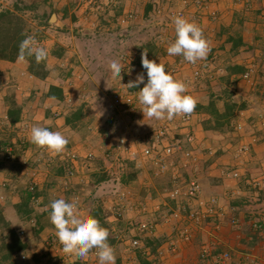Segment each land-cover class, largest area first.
I'll list each match as a JSON object with an SVG mask.
<instances>
[{
  "label": "crops",
  "instance_id": "crops-1",
  "mask_svg": "<svg viewBox=\"0 0 264 264\" xmlns=\"http://www.w3.org/2000/svg\"><path fill=\"white\" fill-rule=\"evenodd\" d=\"M220 1L219 7L210 5V8L217 11L222 20L213 21L210 16V20L200 16L198 21V26L202 28L209 44L206 58H211L212 61L207 62V66L203 64L205 67L201 69V80L194 78L197 66L185 61L182 56H169L167 53V47L175 39L173 23L164 25L172 39L169 41L163 39V43H154L157 46V53L149 56L150 60L163 63L166 72L187 85L185 94L193 96L196 104L200 103L206 94L204 80L210 77L213 81H219L226 75L224 57L231 56V62L244 66L246 71L251 66L256 69L250 81L243 78L246 71L241 75L231 77V82H238L237 87L232 88L235 93V102L246 104L245 110L236 112L234 115L233 129L224 133L207 131L202 124L205 115L195 110L190 113L192 115L190 130L195 139L193 144L188 145L187 148L193 149L194 160L187 169L181 168L180 173L186 181L192 177L198 179L202 196L205 199L216 198L218 200L222 218H220L219 231L209 233L208 231H213L214 225L213 222H209L206 226L208 230L194 231L191 242H177L176 251L170 249V244L177 241L179 229L185 227L187 222L184 219L168 221L165 217L178 208V203L168 198V190L173 186L175 173L173 168L161 174L150 162L138 163L128 154H123L121 158L124 167L114 168L112 155L116 153L120 137L137 138L163 123H170L174 134L185 131L178 129L175 120L164 118L155 121V118L143 117L142 113L140 123H137L135 122L137 117H132L137 115L124 116L122 112L131 110L135 114L136 110L139 107L143 109V106L136 101L134 109H115L112 107L113 95L106 105L110 112L109 116L104 118L95 113V108L100 106L97 99L109 86H113L112 93L114 94L124 88L123 85L128 84L123 78L132 76L137 69V72H140L136 63L139 54L134 52L129 58H125V55L121 53L118 57L123 64L121 76L114 77L111 71L107 74L106 72L101 73L98 83L96 79L99 71L81 63L76 46L69 48L56 36L51 35L53 33L51 29L59 30L60 33L63 30L60 26L64 25V21L60 18L59 26L53 25L50 19L49 25L43 27V30L47 31L45 36L34 39L35 46L45 48L48 53L47 65L51 71L46 78L41 79L33 75L27 60L22 63L0 61V207L5 219L17 232L23 230L26 233L24 238L20 237L28 245L30 251L26 264H58V255L54 246L57 235L50 221L51 209L48 205L58 197L79 199L78 211L84 215H93L95 210H102L100 224H105L109 231L108 238H113L114 242L110 245L114 252L119 248L124 249L125 252L133 251L135 255V258L128 256L132 259L128 261L123 255L116 254V264H140L139 257L149 258L153 263L160 258V255L164 264H210L200 258L202 248L206 245L215 255L226 251L232 252L236 261L231 264H244L243 254L250 250L264 256V240L252 249H248L242 242L246 238L247 226L251 225L253 219H264V200L259 198V192L254 191L248 185V181L256 180L261 183L260 190L264 189V127L262 126L264 122V0ZM110 2L105 9L106 11L116 10L114 19L119 25L128 23L126 22L129 19L128 14L132 16L131 20H137L138 15H135V11H140V0H133L135 3L130 8L131 10L121 5L118 6L117 0H110ZM59 5L60 3L55 8L58 10L64 8ZM87 7L90 8V5L87 4ZM195 8L194 0L190 1V8H187L190 13L189 18L195 13ZM142 12L143 9H141ZM189 21L192 22V20ZM221 25L229 27L230 35L233 31L242 28L244 42L250 46V50H241L239 56H235L226 38L216 35ZM118 41L120 42L119 39ZM57 46L65 51L61 58L52 55ZM203 61L206 60L203 59ZM257 61L259 64L256 63ZM198 62L201 63V61ZM209 63L216 68L215 73H211L212 68H208ZM215 74L216 77H212ZM52 86L62 90L61 99L46 96ZM14 108L19 109L20 113L15 123H12L9 113ZM78 109L82 110V117L80 120L73 121L72 113ZM67 121L70 122L67 123ZM153 122L156 124L150 126ZM240 124L243 128L239 131L237 126ZM134 125L141 127L139 130H133ZM33 126H42L51 131L61 132L69 141L67 148L73 149L79 155V162L75 165L78 176L73 180L69 191H65L61 186L65 175L62 171L64 166L61 165L63 163L61 158L53 153H42L40 147L31 143L30 131ZM243 144L251 146V153L247 157L237 159L236 151ZM6 147H11L14 152L15 159L12 163L4 160L3 150ZM32 148H36L35 158L31 157ZM88 152L95 154V159L91 163L85 160ZM104 155H110L111 162H108ZM25 158L28 159L29 167L39 168L40 171L36 187L39 196L35 197L37 202L30 201L32 214L28 217L20 215L17 211V206L23 197L27 196L26 189L30 184L28 170L21 163ZM40 159H43L41 165ZM172 161L175 162L174 166L183 164V158L179 153H176ZM128 162L133 168V180L127 182L123 180V174L128 168ZM99 169L103 170L106 177L100 181L96 180L101 172ZM233 171H239L242 174V180L230 177ZM245 179H248V183ZM111 181L118 182L116 185L119 188L118 191H113V195L108 196L104 195L105 193L99 194V191ZM87 186H91L93 191L86 190ZM118 203L128 207L124 219H118L112 211ZM253 203L259 211H254L255 206L250 205ZM143 206L147 207L145 214L139 212L140 207ZM11 208L17 218L16 223L7 215V211ZM183 214L186 213L183 212ZM233 218L239 221L238 228L231 226L229 221ZM38 220L41 225H38ZM130 221L153 224L156 227L155 232L147 235L141 234L136 230L137 227L129 225ZM121 227H124L125 231L119 230L124 229ZM37 230H39L38 235L35 234ZM136 238L141 240V247L135 251L130 248L129 241ZM148 239L159 240L162 243L155 256L151 255V248L145 246ZM95 251L96 249L91 250L85 258L80 257L81 263L99 264L98 257L91 256ZM33 255L38 258L41 256L42 259L35 262L32 259Z\"/></svg>",
  "mask_w": 264,
  "mask_h": 264
},
{
  "label": "built area",
  "instance_id": "built-area-1",
  "mask_svg": "<svg viewBox=\"0 0 264 264\" xmlns=\"http://www.w3.org/2000/svg\"><path fill=\"white\" fill-rule=\"evenodd\" d=\"M190 1L192 0H181L180 5L182 9L173 11L171 13L172 19L176 16H181L188 19L189 15L187 14L186 9L190 5ZM194 6L198 9L199 13L209 12L211 19L213 21L217 20V11L211 10L207 3H204L200 0H194ZM128 18L130 19L132 16L128 15ZM199 18V15H194L189 18V20H192V22L198 25ZM123 21L125 22L126 20ZM197 64L198 62L194 64L197 66V69L194 73V78L196 80L202 76V70ZM247 70L248 71L243 75V78L250 81L255 75L256 69L254 66H251ZM30 78H32V76H30ZM135 105V93L127 91V89H120L116 91L112 97V107L115 109H134ZM172 120H175L174 122L178 124V129H184L185 134H174L171 124L163 123L156 129H153L142 136H138L137 138L128 139L127 137H120L116 146V153L114 154V162L112 163L114 168L117 166L124 167L121 158L123 154H128L138 163L150 162L161 174L168 171L169 168H173L175 172L173 177V189L168 193V196L171 200L178 203V208L172 211L171 215H165V217L168 219V221L173 219H184L187 222L185 227L179 229L177 241H174L170 244V249L172 251H176L177 242H191L194 236V231L197 229L208 230L206 226L209 222L214 223L212 228L213 231H208L209 233L219 231L222 213H220V206L216 198L205 199L202 196L201 186L197 178L192 177L186 181L180 173L181 168L187 169L191 161L194 160L193 151L190 148H187L188 145L193 144L195 139L193 132L190 130L192 115H179L175 116ZM262 126L264 127V122ZM242 128L243 127L241 124L237 126L239 131L242 130ZM40 149L42 153H51L44 148ZM250 152V145L243 144L237 149L236 158L238 159L247 157L250 155ZM3 153L6 162H14L15 156L11 147H6L3 150ZM176 153H179L183 158V164L181 166L173 165L174 163L172 158L175 157ZM55 155H58L61 160L66 163L65 175L62 178L61 186L65 191H69L73 180L78 176L75 165L79 162V155H77L73 149L69 148H65L62 152L56 153ZM94 159L95 154L93 152H88L85 156V160L88 163L93 162ZM170 159L171 161H169ZM21 163L28 170V176L30 179L28 191L34 193L37 187L38 175L40 173L39 168L29 167L27 158L23 159ZM241 176L242 174L239 171H233L230 173V177L235 180H239ZM249 183L254 189L261 188V183L258 181H250ZM121 200H123V198H121ZM33 201L37 202V199L35 198ZM182 203H184V205H182ZM112 211L115 213L118 219H124L128 211V207L124 206L122 203H118L112 208ZM139 212L142 214L147 213V207H140ZM183 212L186 214H183ZM262 220L264 221V219ZM230 224L233 228H236L239 226V221L233 218L231 219ZM129 225L132 227H137L136 230L139 233L145 235L153 234L156 229L155 225L143 221H130ZM253 227L258 230L260 225L258 223H254ZM25 234V231H19V236L21 238H24ZM54 246L58 255V264H73L75 260L74 255L64 253L62 250V245L58 239L54 242ZM129 246L132 250H139L141 247V240L139 238L130 240ZM95 252H93L91 255L94 258L98 257L94 254ZM243 256L245 258L244 264H264V256L261 257L254 250L243 254ZM200 258L202 261L209 262L210 264H231L233 263L232 260L234 257L230 251L215 255L206 245L202 248ZM20 261H27V256H20ZM153 264H164L162 256L160 255V258L157 259Z\"/></svg>",
  "mask_w": 264,
  "mask_h": 264
},
{
  "label": "rangeland",
  "instance_id": "rangeland-1",
  "mask_svg": "<svg viewBox=\"0 0 264 264\" xmlns=\"http://www.w3.org/2000/svg\"><path fill=\"white\" fill-rule=\"evenodd\" d=\"M21 1L17 2V0H0V11L6 10V9H16L15 5L18 4L21 15L24 17V19L28 22V24L33 29V33L31 34L32 35L31 37H33L34 39L43 38L45 36V33H47V31L43 30V27L46 25V22L50 21L53 15H56L58 19L63 18L62 13H59V12H58L59 14L55 13V10H58L55 8L58 3H60L59 5L60 7L67 8L69 17L66 20L63 19L64 25L60 26V27H63L62 28L63 30L61 31V33L59 32V30H54V29H51L53 33L51 32L50 33L53 37L56 36V38L60 40L65 46L69 48H73L74 45L76 46L77 52L82 61L81 63H85L86 67L89 66L95 71H99L97 74L98 76L96 75L97 76L96 81L98 83L100 82L98 81V79L101 73L105 74L106 72L107 74V72H110L111 69L109 65H110L111 60L113 58L120 57L119 55H121V53L123 56L125 55V58L126 57L129 58L130 55L134 52L138 53L140 56V53H141L140 50H145V49H147L148 53H150V51L153 53L155 52V50H157V46L154 43L156 42L163 43L162 42L163 39H168V41L169 39H172L167 29L164 28V25L165 23H169V24L173 23L171 13L175 10L182 9L180 5L181 0H155V4H154L155 7H153L152 11L147 14V12H145V8H146V5L151 0H140V11L139 10L138 12L135 11V15L136 14L138 15L137 20L129 19L127 21L128 23L126 24L124 23L121 26L114 19L116 15V10L106 11L105 9V7L107 8L106 6L107 4L108 6L110 5L109 4L111 3L110 0H92L90 4H89L90 0H25V1L21 0ZM200 1H203V0H200ZM206 1L209 6L216 5L217 7L220 6L219 4L221 2L220 0L219 1L218 0H211V1L206 0ZM72 4H74L75 7H72ZM87 4L90 5V8L87 7ZM116 4L118 6L122 5L123 8L130 9L132 7V0H117ZM78 7L81 8V11H79L78 9L79 14L77 18H75V15H76L75 11H76V8ZM188 8H190V5ZM62 9L59 11H63ZM91 9H94V10L92 11ZM141 9H143L142 13H141ZM195 10L196 11L195 13L192 14V16L199 15L201 16V18L206 17L209 19V12L199 13L197 8H195ZM187 14L190 15L189 9H187ZM76 35H78V37H75ZM118 39L120 40V42L118 41ZM121 41L125 43L122 45ZM257 51L258 53H260L258 48H257ZM256 63L259 64L258 61ZM139 64L140 63L137 62L138 68H140ZM82 67L84 66L82 65ZM198 67H200V63ZM208 68H212L211 73H215L216 68L212 66V63H209ZM137 70L134 72L132 76L128 78H123L122 76L123 80L127 83H129V81H135L137 75L142 73L141 68L139 69L140 72H137ZM212 77H216V74ZM146 82H147V78L145 76V83ZM219 82H221V80H219L218 83ZM220 84H222V87L224 88L223 83L221 82ZM142 86H145V85L141 84L139 88ZM139 88L128 89L124 87L122 89L123 90L127 89L130 92H134L136 94V101L137 103H139L137 93L138 91L142 90V88L140 89ZM113 90H114L113 86H109L108 89L102 93V96L97 99L98 103H100V106L98 105L97 108H95V113H97V115L99 116L102 115L104 118H107L109 116L110 112H109V109L107 110L106 105H108V101L110 97L112 96ZM254 99H256V97ZM139 105H142V104L139 103ZM122 113L124 116L126 115L129 117H131V115H137V116H132L134 118L137 117L135 121L137 123H140V120H141L140 114L141 113L143 114L142 109H140V107L136 110L137 114L136 113L133 114L131 110L130 111L123 110ZM143 117H145L144 114H143ZM155 121H158V120L156 119ZM154 124L156 123L153 122L150 126H153ZM140 127L141 126L139 125H136V126L134 125L132 129L139 130ZM179 130H184V129L180 128ZM182 133L185 134V132H182ZM35 150L36 148H32V154H31L32 158L36 157V155L34 154ZM107 155L106 156L104 155V156L109 162L110 155L109 156ZM112 157L114 159V154L112 155ZM113 159L112 161H114ZM63 163H61L62 166H64ZM173 163L175 165L174 161ZM102 171L103 170H101L99 175H97L99 177H97L96 180L101 179L103 175L105 176V174ZM121 175L119 174L117 176L120 177ZM123 175H124L123 180L127 182L133 180V168L130 162H128V168ZM117 184H118L117 181L108 182L106 186L99 191V194L105 193L104 195H107V196L113 195V193L118 191L119 189L118 186H116ZM87 189H89L88 190L89 192L93 191L91 186H87L86 190ZM250 205L255 206L254 203ZM256 207L257 206H255L254 211H259L257 210L258 208ZM7 215L9 218H11L12 221H14L15 223L17 222V218L14 215L12 208L7 211ZM124 227H121V228H124ZM119 230L125 231V228L119 229ZM114 253L115 255L116 254L123 255L124 257H126L128 261L132 260L131 258H128V256L135 258L133 251L125 252L124 249L122 250V249L117 248ZM18 264H24V263L20 262Z\"/></svg>",
  "mask_w": 264,
  "mask_h": 264
},
{
  "label": "clouds",
  "instance_id": "clouds-1",
  "mask_svg": "<svg viewBox=\"0 0 264 264\" xmlns=\"http://www.w3.org/2000/svg\"><path fill=\"white\" fill-rule=\"evenodd\" d=\"M175 39L167 47L169 56H182L189 63L196 64L207 57L209 44L202 28L184 17H173ZM33 37H26L19 45L17 63L25 62L26 57H35L37 63L46 60L47 50L36 47ZM125 42L121 41L123 45ZM142 66L147 72V82L143 73L137 75L135 81L123 85L128 89L145 86L138 91L139 103L143 105L145 118L157 120L190 114L196 100L186 95L187 85L166 72L163 63L148 59V51L142 53ZM114 77L121 76L123 64L120 59L113 58L109 65ZM30 141L40 148L56 154L62 152L68 139L59 131H51L46 127L33 126ZM78 199L58 197L50 203V221L54 225L62 250L66 254L87 257L91 250L98 256L99 264H116L113 247L108 242L109 231L92 215H84L78 211Z\"/></svg>",
  "mask_w": 264,
  "mask_h": 264
},
{
  "label": "trees",
  "instance_id": "trees-1",
  "mask_svg": "<svg viewBox=\"0 0 264 264\" xmlns=\"http://www.w3.org/2000/svg\"><path fill=\"white\" fill-rule=\"evenodd\" d=\"M21 0H17V2H20ZM22 2V1H21ZM204 3H207V1H202ZM133 0H132V7L134 6ZM155 0H151L145 8V12L150 13L155 7ZM122 6V5H121ZM72 7H75L74 4H72ZM16 9H6L0 11V61H6V62H16L17 61V55L19 53V45L23 39L26 37H31L33 33L32 27L28 24V22L24 19V17L20 13V8L18 4L15 5ZM81 11V8H76L75 11V18H77L79 12ZM83 9V7H82ZM63 11L55 10V13L59 14L62 13L63 18L62 20L68 19V11L67 8L64 7L62 9ZM59 12V13H58ZM219 19V20H218ZM200 20V19H199ZM218 21L222 20L220 19L219 15L217 18ZM216 20V21H217ZM46 25H49L48 22H46ZM243 29H239L232 32L229 29V27L226 26H220L218 29L217 36L221 38H226V42L230 43L232 48L231 52L235 54V56H239L238 54L240 51L244 50H250V46L244 42L243 39ZM78 36V35H77ZM140 56L137 57V62H139V67L142 70V73L144 76H146V70L142 66V53L144 50H140ZM65 51L58 47L53 51L52 55L61 58L63 57ZM155 53H157V50L155 52L148 53V59L149 55L153 56ZM212 55V54H211ZM210 55V57H211ZM26 60L30 63V71L33 75H35L37 78L44 79L49 75L48 65H47V58L44 61H41L40 63H37L35 60V57H26ZM203 60H200V69H203L202 67H205L203 64L208 65L207 62H212L211 58H205ZM209 60V61H208ZM224 63H226V75L220 78L221 82L223 83L224 88L222 87L221 82L217 83L218 81H213V78L210 79L207 78V80L203 81V85L206 87V94L201 100L200 103H197L194 110L201 112L205 115V120L203 121V128L207 131H217V132H226L231 129H233V119L236 112L245 110L246 104L241 102L237 103L235 102V93L232 90L235 87H237L238 82L234 81L231 82L232 76H238L243 73H245V67L231 62V56L224 57ZM136 62V63H137ZM138 67V66H137ZM139 68V69H140ZM248 71V70H247ZM246 71V72H247ZM64 76H66V73H64ZM201 80V77L199 78ZM203 79V78H202ZM230 86V87H229ZM112 95H114L112 93ZM48 98H57L61 99L62 97V90L58 87H50L49 92L46 95ZM19 109L14 108L9 113V117L11 119L12 123H15V121L19 117ZM72 120H80L82 117V110L78 109L74 113H72ZM69 119V118H68ZM70 121H67V123ZM67 148V146L65 147ZM251 151V146H250ZM251 153V152H250ZM14 154V152H13ZM83 160V159H82ZM42 164L43 159H40ZM64 167L62 168L63 173L65 172L66 163H63ZM182 175V174H181ZM183 176V175H182ZM99 177V176H97ZM96 177V178H97ZM102 177V176H101ZM106 177L103 175L101 179H98V181L105 179ZM185 179V177L183 176ZM248 178V177H247ZM242 180V176L240 178ZM248 179H245L247 182ZM97 181V182H98ZM254 181V180H251ZM256 181V180H255ZM250 182V181H248ZM247 182V183H248ZM250 185V183H248ZM251 188H253L250 185ZM173 189V186L171 189L168 190V193ZM254 191L259 192V198L261 200H264V189H254ZM27 196L23 197L21 203L17 206V211L20 215L28 217L32 214V209L30 207V201L32 202L35 197L39 196V193L35 192L31 193L26 189ZM169 198V196H168ZM50 206V204L48 203ZM178 205V204H177ZM184 205V203H182ZM186 206V204H185ZM103 215V212L101 209H97L93 212V215L96 219L101 220V216ZM231 222V221H229ZM254 223H258L260 225V228L257 230L253 227ZM38 225L40 224V221L38 220ZM103 227L106 228L105 224H101ZM246 238L244 241H242L248 249H252L253 247L259 245L261 241L264 240V221L261 218L253 219V222H251L250 226H247L246 229ZM39 230L36 231L35 234L38 235ZM58 239V238H57ZM109 244L113 243V238H108ZM161 242L159 240H151L148 239L146 241L147 247L151 248V255L155 256L157 249L161 246ZM251 251V250H250ZM248 251V252H250ZM247 252V253H248ZM30 251L28 248V245L21 240L19 233L17 230L8 222L1 210L0 207V264H18L20 263V256L26 255L27 261H28V255ZM75 257V260L73 264H82L80 261V257L73 254ZM32 259L35 262H39L41 258H38L36 255L32 256ZM157 260V259H156ZM155 260V261H156ZM23 262L26 264V262ZM140 264H153L149 258L145 257H139ZM236 260L233 258L232 262H235ZM28 264V263H27Z\"/></svg>",
  "mask_w": 264,
  "mask_h": 264
},
{
  "label": "water",
  "instance_id": "water-1",
  "mask_svg": "<svg viewBox=\"0 0 264 264\" xmlns=\"http://www.w3.org/2000/svg\"><path fill=\"white\" fill-rule=\"evenodd\" d=\"M51 22L53 23V25L60 24V20L57 18L56 15H53V17L51 18Z\"/></svg>",
  "mask_w": 264,
  "mask_h": 264
}]
</instances>
